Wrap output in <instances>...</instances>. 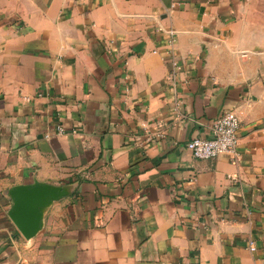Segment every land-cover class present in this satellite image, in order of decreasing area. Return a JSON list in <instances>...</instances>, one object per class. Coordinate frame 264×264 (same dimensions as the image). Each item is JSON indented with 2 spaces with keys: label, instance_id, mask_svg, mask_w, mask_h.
Masks as SVG:
<instances>
[{
  "label": "crops",
  "instance_id": "obj_1",
  "mask_svg": "<svg viewBox=\"0 0 264 264\" xmlns=\"http://www.w3.org/2000/svg\"><path fill=\"white\" fill-rule=\"evenodd\" d=\"M35 179L78 190L28 240ZM0 264H264V0H0Z\"/></svg>",
  "mask_w": 264,
  "mask_h": 264
},
{
  "label": "water",
  "instance_id": "obj_2",
  "mask_svg": "<svg viewBox=\"0 0 264 264\" xmlns=\"http://www.w3.org/2000/svg\"><path fill=\"white\" fill-rule=\"evenodd\" d=\"M77 190L75 183L56 184L38 179L15 184L9 189L12 199L9 217L26 239H32L43 230L46 213L53 204L74 195Z\"/></svg>",
  "mask_w": 264,
  "mask_h": 264
},
{
  "label": "built area",
  "instance_id": "obj_3",
  "mask_svg": "<svg viewBox=\"0 0 264 264\" xmlns=\"http://www.w3.org/2000/svg\"><path fill=\"white\" fill-rule=\"evenodd\" d=\"M241 122L234 111L220 115L212 128L209 137H195L187 143V148L199 159H213L222 154L237 156L240 140ZM58 134L65 132L63 126L58 127ZM50 137V134H46Z\"/></svg>",
  "mask_w": 264,
  "mask_h": 264
}]
</instances>
